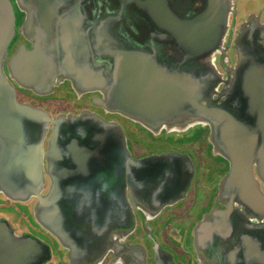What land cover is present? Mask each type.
<instances>
[{
    "label": "flooded vegetation",
    "instance_id": "af4514ba",
    "mask_svg": "<svg viewBox=\"0 0 264 264\" xmlns=\"http://www.w3.org/2000/svg\"><path fill=\"white\" fill-rule=\"evenodd\" d=\"M10 1L17 30L23 21L24 12L19 11L14 0ZM180 2L182 0L170 1L173 12L178 11L181 14L184 11L183 15L190 17L203 11V0L194 4L189 0L185 7ZM240 14L237 6L229 0L228 19L220 49L208 54L186 50L178 34L174 31L170 34L166 29L173 28L163 25L165 27L160 29V33L164 34V38H154L152 41H142L143 43L134 42L135 46H142L147 52L140 57L142 65L147 64L150 70L148 74L154 80L162 79V76L170 78L168 80L174 78L172 81L177 84L175 87L184 91L182 98L196 95L201 99L202 106L210 102L219 104L225 98V92L230 87L239 65L237 39L240 38L242 44L252 43L249 42L253 41L248 37L250 33L246 32L250 26L253 28L257 24L258 36L262 33L258 40L264 44V22L259 21V15L249 13L241 20L238 19ZM155 22L153 19L152 23ZM18 44L31 47L20 34L14 33L2 62V70L8 77L6 64ZM245 46L241 50V56ZM10 81L14 83L13 80ZM60 85L65 88L64 92H57L64 97L59 102L54 99L57 94L54 91ZM186 87L192 94L186 92ZM14 88L19 103L41 109L49 116L41 140L44 152L51 139L53 120L63 118L67 121L70 117L87 113L110 123L119 133L132 158L163 156L168 159L169 154H172V164H162L157 171L146 167L137 180L133 179V182L124 184L129 207L127 216L122 221L114 219L109 222L106 230L99 232L100 237L93 234L90 223L82 222L75 232L73 228H69L70 232L65 235V242H62L41 221L38 215V197L54 188L72 189L79 183L76 182L79 178L76 174L71 176V169L68 171L65 167L57 166L59 160L54 159L50 163L49 157L46 158L45 153H42L40 179L37 178L29 186L32 189L39 187L38 197L35 193L13 197L0 188V264L256 263V252L264 250V205H258L251 198L241 195L239 186H232V183L224 185L223 182L233 166L232 161L237 160L239 153L241 154L234 147L241 149L242 145L248 146L251 141L249 137L241 141L238 139L244 129L237 106L240 104L247 117H257V112L251 114L245 109L242 99L231 102L233 109L224 113L225 133L228 132L227 136L234 140L233 143H239L235 146L228 145L229 150L225 152L218 143L210 121L190 110L188 103L183 112L178 109L170 110L174 116L163 117L156 111L138 116L133 114L137 113L135 107L132 113L119 111L118 103L115 106L118 110L110 108L106 102L110 90L108 82L102 87L78 88L71 79L62 76L47 93L38 94L16 83ZM116 97L119 100L122 98L118 95ZM197 127L203 128L197 138L194 134H185ZM248 127L252 129V124L249 123ZM2 138L0 173L19 170L16 164L30 154V150H26L28 141L18 129L13 134L10 145L4 143V137ZM153 140H157L156 145L152 144ZM56 146L57 143L54 148ZM8 147L11 148L10 155H7ZM59 151L64 153L67 167H72V152ZM254 158L251 169L260 192L258 194L263 197L264 176L258 174V169L264 171V150ZM98 176L88 175L86 181L91 186H98L101 183L96 182ZM102 180L105 186L112 184V179L108 176H104ZM92 200L96 211L94 217L99 221L102 218L105 197L99 195ZM92 218L89 219L90 222ZM216 221L218 225L220 223L219 228L215 227ZM213 244L222 256L216 254L220 259L208 260L206 255L213 253Z\"/></svg>",
    "mask_w": 264,
    "mask_h": 264
},
{
    "label": "water",
    "instance_id": "95a60500",
    "mask_svg": "<svg viewBox=\"0 0 264 264\" xmlns=\"http://www.w3.org/2000/svg\"><path fill=\"white\" fill-rule=\"evenodd\" d=\"M14 1L19 11L24 12L23 21L17 30L11 1L0 0V141L3 142V136L4 143L10 145L18 129L28 141L26 150H30V154L16 164L19 170L0 173V188L13 197H21L26 193H35L37 196L39 187L32 189L29 186L37 178L40 179L42 153H45L46 158L49 157L50 163L54 159L59 160L57 166L65 167L68 171L71 169V176L76 174L79 178L76 180L79 182L77 186L72 189L54 188L42 197L37 196L41 221L62 242H65L64 237L70 232L69 228L75 232L82 222L90 223L93 234L100 237L99 232L105 231L109 222L126 218L129 207L124 184L137 180L146 167L157 171L162 164H172V154H169L168 159L163 156L134 159L110 123L87 113L70 117L67 121L61 117L53 120L51 139L44 152L41 140L49 116L41 109L19 103L15 96V83L40 94L49 92L62 76L71 79L78 88L102 87L108 82L110 90L106 102L110 108L117 109L115 106L120 104L119 111L132 113L135 107L137 113L133 114L138 116L149 111H156L163 117L174 116L170 110L183 112L188 103L190 110L210 121L218 143L225 152L229 150L228 145L239 143H233L234 140L227 136L228 132L225 133L224 113L233 109L231 102L242 99L245 109L251 114L257 112V117L250 119L243 113L240 104L237 106L244 129L238 139L241 141L249 137L251 141L248 146L242 145L241 149L234 147L241 154L232 161L233 166L223 182L224 185L232 183V186H239L241 195L251 198L258 205H264V196L258 194L251 169L254 157L264 150V142H261L264 140V44L258 40L262 37V33L259 36L257 34L258 25H252L253 28L250 26L246 32L250 33L248 37L253 40L249 41L252 43L242 44L240 38L236 41L239 65L225 92V98L219 104L210 102L202 106L201 99L196 95L182 98L184 91L175 87L174 78L168 80L170 78L162 76V79L154 80L148 74L150 70L147 64L142 65L140 60L147 52L142 46L134 44L137 41L143 43L164 38L160 29L166 26L173 28L166 29L170 34L172 31L178 34L186 50L197 54L219 50L228 19L229 0H203V11L190 17L184 16V11L181 14L173 12L171 0ZM196 1L192 0V3ZM188 2L182 0L180 4L185 7ZM153 19L155 23H152ZM15 32L28 41L31 47L26 48L24 44L16 46L6 64L8 77L2 70V62ZM188 94H192L191 91ZM117 95L122 97L121 100L116 99ZM249 123L252 129L248 127ZM55 143L57 146L54 148ZM10 149L7 155L11 154ZM59 150L72 152V167H67L63 158L65 155ZM256 163L260 167L258 161ZM263 172L258 169L261 177L264 176ZM88 175H99L96 182L101 183L91 186L86 181ZM104 176L112 179L110 186L103 184ZM99 195L105 197V204L102 205V218L96 221L92 199ZM217 221L215 227L219 228L220 223L218 225ZM213 246V253L206 255L208 260H217V255L222 256ZM254 264H264V250L256 252Z\"/></svg>",
    "mask_w": 264,
    "mask_h": 264
},
{
    "label": "rangeland",
    "instance_id": "374dc122",
    "mask_svg": "<svg viewBox=\"0 0 264 264\" xmlns=\"http://www.w3.org/2000/svg\"><path fill=\"white\" fill-rule=\"evenodd\" d=\"M232 2L237 6V10L238 13H241L240 16H238V19H243L245 15L249 14V13H255L257 15H259V21L264 22V0H232ZM236 2V3H235ZM64 88L65 86L60 85L59 87H57L55 89V93L57 92H64ZM55 100H58L60 102L59 99L63 100L64 97L63 95H59L58 93L54 96ZM201 131H203V128L201 127H197L194 129H190L188 131L185 132V134H194V137H198L200 133H202ZM163 137V136H162ZM163 139H165V136L163 137ZM143 140V138H142ZM157 140H153L152 144H157L156 143Z\"/></svg>",
    "mask_w": 264,
    "mask_h": 264
}]
</instances>
